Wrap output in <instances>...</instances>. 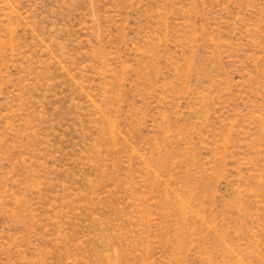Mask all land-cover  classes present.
I'll return each mask as SVG.
<instances>
[{
    "label": "rangeland",
    "instance_id": "1",
    "mask_svg": "<svg viewBox=\"0 0 264 264\" xmlns=\"http://www.w3.org/2000/svg\"><path fill=\"white\" fill-rule=\"evenodd\" d=\"M0 264H264V0H0Z\"/></svg>",
    "mask_w": 264,
    "mask_h": 264
}]
</instances>
